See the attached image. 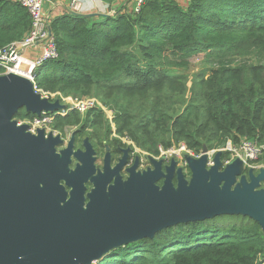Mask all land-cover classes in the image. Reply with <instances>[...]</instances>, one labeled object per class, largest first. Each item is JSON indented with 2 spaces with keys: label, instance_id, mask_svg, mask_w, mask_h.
Returning a JSON list of instances; mask_svg holds the SVG:
<instances>
[{
  "label": "trees",
  "instance_id": "16d2710c",
  "mask_svg": "<svg viewBox=\"0 0 264 264\" xmlns=\"http://www.w3.org/2000/svg\"><path fill=\"white\" fill-rule=\"evenodd\" d=\"M50 26L59 58L36 68V86L49 95H97L113 112L112 120L101 109L87 113L97 136L124 137L156 157L180 144L200 154L204 146L215 151L246 139L264 143V0H189L186 6L146 0L138 13H66ZM31 28L22 4L0 0V51ZM201 53L214 57L217 67L191 85L166 69L174 66L171 56ZM36 117L25 110L15 115L18 121ZM79 118L67 108L54 120L70 126ZM100 264H264V233L250 218L222 216L163 230Z\"/></svg>",
  "mask_w": 264,
  "mask_h": 264
},
{
  "label": "water",
  "instance_id": "95a60500",
  "mask_svg": "<svg viewBox=\"0 0 264 264\" xmlns=\"http://www.w3.org/2000/svg\"><path fill=\"white\" fill-rule=\"evenodd\" d=\"M66 109L28 78L0 75V264H100L163 230L222 216L250 218L264 233V167L247 171L241 158L223 167V150L208 167L204 146L199 158L184 157L190 179L175 158L164 166L167 158L151 155V167L139 172L137 160L124 179L125 159L112 168L108 155L98 169L91 146L75 153L72 140L58 153L60 136L45 139L44 129L32 134L15 119L21 110L40 117Z\"/></svg>",
  "mask_w": 264,
  "mask_h": 264
},
{
  "label": "built area",
  "instance_id": "2783aa9c",
  "mask_svg": "<svg viewBox=\"0 0 264 264\" xmlns=\"http://www.w3.org/2000/svg\"><path fill=\"white\" fill-rule=\"evenodd\" d=\"M22 4L29 12L32 19V28L26 37L20 41L11 44L5 50L0 51V67L5 70L4 74L15 73L17 75L23 76L31 80L34 85V90L36 93H40L43 97H47L54 101V94L49 95L42 92L36 86V68L46 61L54 60L59 58V51L57 43L52 36L49 34L50 24L46 18L45 13V0H16ZM96 2L97 0H90ZM146 0H137L132 11L138 13L141 6ZM82 0H72L70 11L81 12L82 10ZM42 45V51L40 56L35 60H30L25 57L26 50L29 46L35 44ZM74 109L81 114H86L90 110L101 109L106 112V108L102 103L94 98H84L77 101L74 104ZM112 112V111H111ZM110 112V113H111ZM59 112L54 114L44 113L40 117H36L33 120L27 119L19 121V125L27 124L29 125V130L31 133L36 134L38 130L44 129L46 133L57 134V131L53 129L52 125L54 123L55 117ZM113 113V112H112ZM110 117V115H108ZM111 118V117H110ZM112 120V119H111ZM223 150L227 154L223 161V167L229 165L232 161L237 158L244 160L245 167L247 171L251 168L259 171L264 166H260V161L264 158V143H259L256 140L246 139L240 144L235 146H226L224 148L210 151L209 152V163L208 167L214 165L213 158L217 151ZM160 155L157 159L162 157L167 158L168 161L175 158L179 166L185 168V155H189L194 158H199L200 154H196L193 151H189L185 144H180L178 146H173L168 150L161 149ZM186 169V168H185Z\"/></svg>",
  "mask_w": 264,
  "mask_h": 264
},
{
  "label": "flooded vegetation",
  "instance_id": "af4514ba",
  "mask_svg": "<svg viewBox=\"0 0 264 264\" xmlns=\"http://www.w3.org/2000/svg\"><path fill=\"white\" fill-rule=\"evenodd\" d=\"M84 130H90L91 134L89 136H85L84 138H81ZM49 134L51 133H48V134L46 133L45 139H49ZM56 136H60L61 141H62L61 145L57 147L58 153L61 150L68 149L72 140H73L72 150L75 153L76 152H80L81 154L86 153L88 146H91V148L94 151V157L96 158L95 165L98 169H101V170L103 169L105 165V159L108 155H109V160H110V164L112 168L116 167L120 163V161L125 159L126 162L124 164V167L121 170V175L124 179L128 178L129 173L127 172V170L134 167L137 160L139 163L137 171L143 172V171H146L149 167H151V163L149 161H148V166H147V157L144 158L142 157L141 154L137 153L136 151L138 149L130 145V143L122 140L121 137L115 136L114 134L111 135L110 137H108L106 133H104L103 136H97L95 133V130L89 127L87 123L85 126L73 132L70 137H65L58 132L56 135L53 134V137H56ZM77 163L78 162L75 159V157L72 156L71 168L75 169ZM168 164H169V161L165 162L164 166ZM185 175L187 179H190L191 173L188 169H185ZM175 183H176V179H175ZM88 187L89 189L92 188L91 185H89Z\"/></svg>",
  "mask_w": 264,
  "mask_h": 264
},
{
  "label": "rangeland",
  "instance_id": "374dc122",
  "mask_svg": "<svg viewBox=\"0 0 264 264\" xmlns=\"http://www.w3.org/2000/svg\"><path fill=\"white\" fill-rule=\"evenodd\" d=\"M249 60H255L256 59V54L251 55V57L248 58ZM170 61L173 62L174 66H167L166 69L170 72L172 75H181L187 78L189 81V85H191V82L193 81L194 77L202 72H208L209 70H212L213 68H216V60L214 57H211L207 55L206 53H201L198 55H195L191 57L190 59L183 60L180 57H170ZM54 101L59 100L61 104L67 106L68 111L74 112L75 114H79L80 118L77 120L74 124L70 126H65L63 122L58 121L55 122L52 125L53 129L56 130L58 133L62 134L65 137H70L73 132H75L77 129H80L81 127L85 126L87 123V113L86 114H81L78 111L74 109V104L77 101H80L84 98H94L98 100L101 103L100 98H98L97 95L92 94L87 97H80V96H65L63 94H54ZM53 101V100H52ZM111 110L106 109V114L110 115L111 119H113V113ZM112 129L115 130L116 124L112 121L111 122ZM91 134L90 130H84L82 137L84 138L85 136H89ZM121 137V136H119ZM122 140L132 144V146H135L134 143H131L128 139L121 137ZM138 149V148H136ZM137 153L141 154L142 157H147V166H148V156H150L148 153H143L140 149L136 151ZM212 152V151H211ZM153 156V155H151ZM156 157V156H154ZM158 158V156L156 157Z\"/></svg>",
  "mask_w": 264,
  "mask_h": 264
},
{
  "label": "crops",
  "instance_id": "0c3cea01",
  "mask_svg": "<svg viewBox=\"0 0 264 264\" xmlns=\"http://www.w3.org/2000/svg\"><path fill=\"white\" fill-rule=\"evenodd\" d=\"M183 6H186L189 0H177ZM137 0H97L95 3L90 0H82L83 7L81 14L101 13L106 15H115L118 11H130L134 8ZM72 0H45L46 18L51 24L52 20L58 16L70 13ZM42 51L41 44L29 46L26 50L25 57L35 60L40 56ZM260 166H264V158L260 161Z\"/></svg>",
  "mask_w": 264,
  "mask_h": 264
}]
</instances>
